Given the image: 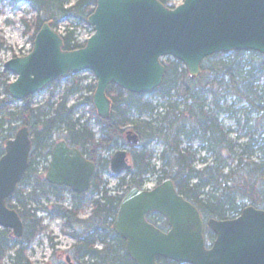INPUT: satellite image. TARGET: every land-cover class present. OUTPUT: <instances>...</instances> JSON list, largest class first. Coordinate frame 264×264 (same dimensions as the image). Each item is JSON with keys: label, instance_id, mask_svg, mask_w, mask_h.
Wrapping results in <instances>:
<instances>
[{"label": "trees", "instance_id": "obj_1", "mask_svg": "<svg viewBox=\"0 0 264 264\" xmlns=\"http://www.w3.org/2000/svg\"><path fill=\"white\" fill-rule=\"evenodd\" d=\"M97 0H76L67 7V0H27L35 16L22 19L25 30L34 36L44 23L56 29L63 19L86 21ZM165 7L173 8L174 0H159ZM15 2V0H13ZM25 33V32H24ZM62 50L73 51L82 47L74 42L73 32H65ZM5 46L0 37V52ZM164 75L161 85L147 95L131 94L115 85L107 88L110 114L107 119L96 115V122L105 131L104 138L95 141L93 134L72 116L77 104L67 107L71 95L81 93L83 78L69 74L73 80L69 92L55 105L45 103L33 109V96L22 101L17 110L7 97V72L0 73V157L3 145L13 139L20 128H27L31 136L28 168L6 206L14 210L23 225L20 238L10 230H0V264H31L26 251L35 238L47 230L36 214L49 212L69 229L77 243L70 252L71 264H134L125 252L124 241L112 231V223L123 196L109 195L101 171L108 170V161L101 158L102 151L127 147L130 168L119 179L124 194L131 188L142 189L145 180L156 184L170 180L177 193L191 203L206 223L209 219L228 220L240 215L246 206L264 211V55L256 52H230L205 58L200 64V74L192 79L183 65L164 58ZM60 79L48 87H56ZM95 85H92L93 94ZM92 94L85 102L92 104ZM145 97L157 99L155 104ZM45 108H48L45 112ZM92 111L95 112L94 108ZM224 116L232 127H225ZM16 122L18 126H10ZM8 130H2L3 126ZM127 129V130H126ZM5 131L8 133L3 136ZM127 132L137 138L134 145L126 140ZM62 140L69 148L77 149L86 160L95 165L88 194L92 200L90 217L78 218L85 195H75L62 187L47 184L38 176L36 166L46 160L55 144ZM162 146L159 166H155L154 153L149 145ZM197 147L193 148V144ZM32 184L28 194L19 187ZM67 191L73 198L70 209L54 204L53 209L40 204V199L51 196L61 200L60 192ZM147 220L162 231L167 225L158 214H149ZM90 231L89 236H82ZM207 243L214 239L205 228ZM100 245V249H97ZM50 247L53 248L52 243ZM55 254L56 251H53ZM157 264H179L157 259ZM57 263V262H56ZM57 264H62L58 262ZM65 264V263H63Z\"/></svg>", "mask_w": 264, "mask_h": 264}, {"label": "water", "instance_id": "obj_2", "mask_svg": "<svg viewBox=\"0 0 264 264\" xmlns=\"http://www.w3.org/2000/svg\"><path fill=\"white\" fill-rule=\"evenodd\" d=\"M26 1V0H20ZM87 25L93 35L82 48L62 50V39L49 24L36 33L31 52L8 60L4 70L15 76L8 96L23 101L69 74L91 72L96 80L92 104L107 119L106 92L115 85L131 94H149L163 79V58L180 62L194 79L201 62L215 54L256 52L264 55V0H183L174 8L159 0H97ZM127 141L137 144L131 132ZM31 136L20 128L0 158V229L20 238L23 225L6 206L28 168ZM130 168L126 151L115 152L110 172ZM95 166L64 141L50 153L45 175L48 184L81 195L88 192ZM164 218L162 231L147 220ZM214 236L206 244L204 231ZM112 231L124 241L134 264H157L166 259L179 264H264V211L252 206L234 219L203 222L198 210L179 195L170 180L152 190L131 188L121 199Z\"/></svg>", "mask_w": 264, "mask_h": 264}, {"label": "rangeland", "instance_id": "obj_3", "mask_svg": "<svg viewBox=\"0 0 264 264\" xmlns=\"http://www.w3.org/2000/svg\"><path fill=\"white\" fill-rule=\"evenodd\" d=\"M76 0H67V7L71 6ZM0 16L6 17L4 19L3 24L10 28V30L15 33L16 39L14 42L9 43L8 38L3 35V29L0 28V37L3 39L5 46L0 52V72L2 70L3 64L7 62L10 59L16 58V57H23L28 55L33 46V39L32 36L34 35L33 30H25V27L21 23L22 19L30 20L32 17L35 16V12L31 11V7L29 3L26 1H20V0H0ZM62 35L65 34L67 31H73V39L74 42L77 44H83V41L88 38L91 34V30L86 25V22L81 21L76 18H68L61 20L56 28ZM25 32V33H24ZM163 61V59L161 60ZM79 77L83 78V80L80 83V86L84 88V90L76 95H71L66 100L67 107H70L74 104H81V108L76 110V114L72 116L73 121H76L78 116H82L84 118H88V123H93L95 121V112L92 111L93 105L85 102V99L90 97L91 95V87L92 85H95V79L93 74L89 72H83L79 74ZM15 78L13 76L5 77L4 80L7 84L8 82L11 83ZM71 78L65 77L61 79L60 83L56 87H46L41 93L34 95L31 107L33 109H40L44 106L45 103H48L49 105H53L55 107L56 104H58L61 99L69 92L72 82ZM4 87H0V92L2 93V97H4L3 93ZM148 101L155 104L157 99L151 98V97H145ZM16 106V107H15ZM12 110H17L19 105L12 104L11 106ZM48 110V108H45V112ZM1 115V114H0ZM220 120L222 121L223 125L225 127H232L231 121L227 120L224 116H220ZM96 122V121H95ZM79 125H83L85 128L90 130V127L88 125L82 124V120L80 119L78 121ZM9 126V125H8ZM10 126H18L16 122H12ZM9 126V127H10ZM9 129V128H7ZM127 130V129H126ZM91 132V131H90ZM92 133V132H91ZM93 134V133H92ZM95 138V136H94ZM197 143L193 144V148L197 147ZM161 145L158 142H154L151 145H149L148 150L153 152L155 150L161 149ZM124 148L123 146H119L118 150H121ZM127 147H125L126 149ZM114 150L110 151H102L101 152V158L102 159H110V155L113 154ZM45 160H40L38 162V165L36 166L37 174L38 176H43L44 174V167H45ZM153 164H158L157 162ZM109 169V168H108ZM43 171V174L41 172ZM46 173V172H45ZM125 175V173L119 174V175H113L110 170L103 169L101 171V178L104 182L107 183L106 189L109 191V195H120L122 192H124V186L119 187V179L122 178ZM144 186L152 187L155 186V181L152 178H149L145 180ZM32 188V184L25 185L22 184L19 189L23 190L25 194H28L29 191ZM61 200H57V198H53L51 196H45L40 199V204L47 207L49 210L53 209L54 204H57L58 206H61L63 208L69 209L73 204V198L71 197L70 193L67 191L60 192L59 194ZM86 200V209L85 212L82 213V217L85 218L88 216V213L90 212L91 202L92 200H95L97 197L91 194H87L85 196ZM37 218H43L45 220L44 225L47 226V232L45 236H39L36 237L35 240L32 242L31 246L26 251L27 259L31 264H57L54 262L55 256H58L60 254V258L64 261V254L70 244L72 242L68 238H64V235H59V230L62 226V221L58 217H52L49 212H39L36 214ZM1 230V229H0ZM47 236L53 238V244H55L56 240L61 241L60 243H57L58 246L54 247V250H58L59 252L53 253L51 247L48 245ZM100 245H97V249H100ZM54 258V259H53ZM53 259V260H52ZM57 261V260H56ZM3 264H9V261L7 259L3 260Z\"/></svg>", "mask_w": 264, "mask_h": 264}, {"label": "flooded vegetation", "instance_id": "obj_4", "mask_svg": "<svg viewBox=\"0 0 264 264\" xmlns=\"http://www.w3.org/2000/svg\"><path fill=\"white\" fill-rule=\"evenodd\" d=\"M4 134H6L7 135V132L5 131V133ZM6 135H4V136H6ZM3 137V136H2ZM0 145H1V142H0ZM3 148H4V146H3ZM86 196V195H85ZM84 199L86 200V198L84 197ZM82 203V210H81V212L78 214V218L79 219H81V220H86V219H88L89 217H90V212L88 213V216L87 217H85V218H83L81 215H82V213H84L85 212V207H86V201H82L81 202ZM153 214H156V213H153ZM41 220H42V223L44 224V222H45V220L43 219V218H40ZM46 232H47V230L46 231H44L43 233H41V234H39L37 237H39V236H45L46 235ZM59 235L61 236L62 234L64 235V238H68L71 242H72V244H70L69 246H68V248H67V250L65 251V252H63V254H64V261L60 258V254H58V256H55V260H54V262H60V263H65V264H71L72 262H71V260H70V252H71V250H72V248H73V246L77 243V240H76V238H74L72 235H70V233H71V231L69 230V229H63V223H62V226H61V228H60V230H59ZM89 234H90V231H86L85 233H83V235L82 236H84V237H87V236H89ZM53 238H54V236H47V240H48V245H49V247H50V243H52V245H53V248H51L52 249V251H56V253L57 252H59L58 250H54V247H56V246H58V244L57 243H60L61 244V241H59V240H56V241H58V242H56L55 244H53ZM97 247V246H96ZM54 259V258H53ZM52 259V260H53ZM57 260V261H56ZM46 264H48V263H46Z\"/></svg>", "mask_w": 264, "mask_h": 264}, {"label": "clouds", "instance_id": "obj_5", "mask_svg": "<svg viewBox=\"0 0 264 264\" xmlns=\"http://www.w3.org/2000/svg\"><path fill=\"white\" fill-rule=\"evenodd\" d=\"M4 19H6V17H4V16H0V28L3 29V33H2V34L5 35V36L8 38L9 43H12V42L15 41V39H16V35H15V33H13V32L10 30V28L6 27V26L3 24Z\"/></svg>", "mask_w": 264, "mask_h": 264}, {"label": "built area", "instance_id": "obj_6", "mask_svg": "<svg viewBox=\"0 0 264 264\" xmlns=\"http://www.w3.org/2000/svg\"><path fill=\"white\" fill-rule=\"evenodd\" d=\"M92 122H93V123H89L88 126H89V127H92V128H93V127H94V128H98V126H95V125H94V121H93V120H92ZM83 123H85V120H82V124H83Z\"/></svg>", "mask_w": 264, "mask_h": 264}]
</instances>
